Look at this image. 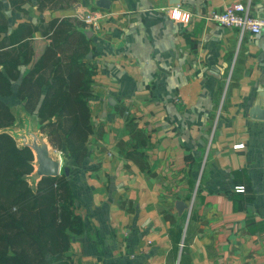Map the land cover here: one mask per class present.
<instances>
[{"label": "crops", "instance_id": "obj_1", "mask_svg": "<svg viewBox=\"0 0 264 264\" xmlns=\"http://www.w3.org/2000/svg\"><path fill=\"white\" fill-rule=\"evenodd\" d=\"M0 1L10 32L38 28L21 79L51 45L43 31L53 21L70 20L89 43L88 156L79 167L54 148L85 226L72 237L71 264H264V107L254 112L264 33L209 19L235 4L264 19V0H110V9L94 0H14L21 9ZM177 6L192 15L188 24L170 18ZM88 14L99 17L97 30L78 23ZM69 38L65 55L78 46ZM177 201L188 206L182 216Z\"/></svg>", "mask_w": 264, "mask_h": 264}, {"label": "trees", "instance_id": "obj_2", "mask_svg": "<svg viewBox=\"0 0 264 264\" xmlns=\"http://www.w3.org/2000/svg\"><path fill=\"white\" fill-rule=\"evenodd\" d=\"M21 1L13 0L12 5L21 9L25 5ZM3 8L0 1V129L15 123V113L5 99L14 95V84L22 77L21 61L32 62V35L38 30L24 23L10 32ZM72 25L68 19L55 20L44 29L51 45L20 80L16 97L30 115L40 119L53 147L82 167L94 130L90 101L96 71L83 60L89 51L86 37L70 32ZM68 34L78 46L65 55L62 40ZM33 158L30 149L19 150L10 136L0 134V264H71L72 237L85 228L76 213L75 195L64 172L57 178H43L34 193L23 180L33 171Z\"/></svg>", "mask_w": 264, "mask_h": 264}, {"label": "water", "instance_id": "obj_3", "mask_svg": "<svg viewBox=\"0 0 264 264\" xmlns=\"http://www.w3.org/2000/svg\"><path fill=\"white\" fill-rule=\"evenodd\" d=\"M94 5L101 9H110V0H94ZM84 33L90 37L93 34L92 30H86ZM108 107H113V98L106 99ZM264 107V93L260 95L259 102H257L254 112L259 113L260 107ZM264 114V112H262ZM15 124L10 127L1 128L0 134L10 136L16 143L19 150L28 148L33 154V161L31 165L33 171L29 175H25L23 180L29 185V188L37 193L39 183L43 178H57L61 176L63 168L61 155L55 151L53 145L49 140V136L38 127L39 121L35 115H29L24 106L17 107V114L15 116ZM63 171L69 175V168L64 167ZM176 210L182 216L187 210L188 206L182 202L177 201L175 204Z\"/></svg>", "mask_w": 264, "mask_h": 264}, {"label": "built area", "instance_id": "obj_4", "mask_svg": "<svg viewBox=\"0 0 264 264\" xmlns=\"http://www.w3.org/2000/svg\"><path fill=\"white\" fill-rule=\"evenodd\" d=\"M175 8L181 9L180 6H177ZM185 13L188 14V19L186 21L185 20L175 21L173 19L172 20L174 22L188 24L192 19V15L188 12ZM80 18L84 21V23L88 26V28L97 30L100 26L99 17L95 14L84 15L81 16ZM209 19L210 21L217 23L225 28L238 29L241 33L250 32L255 35H260L264 33V19H257L251 17L248 8L242 4H235L228 6L222 12H214L210 15ZM236 191L238 193H244L245 188L237 187Z\"/></svg>", "mask_w": 264, "mask_h": 264}, {"label": "clouds", "instance_id": "obj_5", "mask_svg": "<svg viewBox=\"0 0 264 264\" xmlns=\"http://www.w3.org/2000/svg\"><path fill=\"white\" fill-rule=\"evenodd\" d=\"M161 10L164 11V9H161ZM169 16L171 17V19H173L175 21H181V20H185L186 21L188 19V14L183 12L179 8H173L169 12Z\"/></svg>", "mask_w": 264, "mask_h": 264}, {"label": "rangeland", "instance_id": "obj_6", "mask_svg": "<svg viewBox=\"0 0 264 264\" xmlns=\"http://www.w3.org/2000/svg\"><path fill=\"white\" fill-rule=\"evenodd\" d=\"M5 101L11 107L12 111H15L16 106L19 104V100L16 97V85L14 86V95L12 97H10V98L5 99ZM59 154L62 156V153H59Z\"/></svg>", "mask_w": 264, "mask_h": 264}]
</instances>
